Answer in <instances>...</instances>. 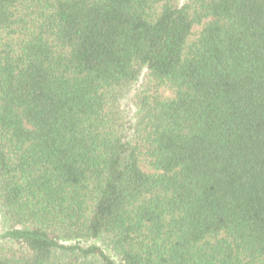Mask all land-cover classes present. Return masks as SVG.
<instances>
[{
    "label": "trees",
    "instance_id": "1",
    "mask_svg": "<svg viewBox=\"0 0 264 264\" xmlns=\"http://www.w3.org/2000/svg\"><path fill=\"white\" fill-rule=\"evenodd\" d=\"M0 216V264H264V0H0Z\"/></svg>",
    "mask_w": 264,
    "mask_h": 264
},
{
    "label": "rangeland",
    "instance_id": "2",
    "mask_svg": "<svg viewBox=\"0 0 264 264\" xmlns=\"http://www.w3.org/2000/svg\"><path fill=\"white\" fill-rule=\"evenodd\" d=\"M139 83H137V85L132 88L121 91L119 94V99H118L119 107L123 111L124 115H126V117L131 120L133 119V114L135 111L131 98L134 92L136 91V88L138 87ZM2 227H3V221H2V217L0 216V231Z\"/></svg>",
    "mask_w": 264,
    "mask_h": 264
}]
</instances>
